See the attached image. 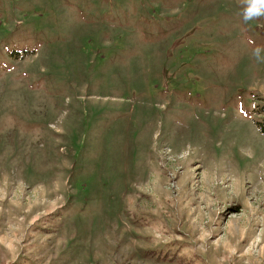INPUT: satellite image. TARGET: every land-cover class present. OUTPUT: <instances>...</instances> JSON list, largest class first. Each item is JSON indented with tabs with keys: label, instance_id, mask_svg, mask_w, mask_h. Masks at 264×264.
<instances>
[{
	"label": "rangeland",
	"instance_id": "374dc122",
	"mask_svg": "<svg viewBox=\"0 0 264 264\" xmlns=\"http://www.w3.org/2000/svg\"><path fill=\"white\" fill-rule=\"evenodd\" d=\"M245 5L0 0V264H264Z\"/></svg>",
	"mask_w": 264,
	"mask_h": 264
},
{
	"label": "clouds",
	"instance_id": "9594fccd",
	"mask_svg": "<svg viewBox=\"0 0 264 264\" xmlns=\"http://www.w3.org/2000/svg\"><path fill=\"white\" fill-rule=\"evenodd\" d=\"M264 16V0H246L242 10V18L245 22ZM260 48H256L255 55L260 59Z\"/></svg>",
	"mask_w": 264,
	"mask_h": 264
},
{
	"label": "trees",
	"instance_id": "16d2710c",
	"mask_svg": "<svg viewBox=\"0 0 264 264\" xmlns=\"http://www.w3.org/2000/svg\"><path fill=\"white\" fill-rule=\"evenodd\" d=\"M260 131L262 134H264V128L263 127H260Z\"/></svg>",
	"mask_w": 264,
	"mask_h": 264
}]
</instances>
